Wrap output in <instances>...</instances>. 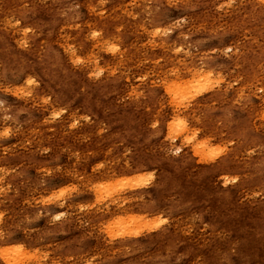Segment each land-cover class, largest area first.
<instances>
[{"label": "rangeland", "instance_id": "obj_1", "mask_svg": "<svg viewBox=\"0 0 264 264\" xmlns=\"http://www.w3.org/2000/svg\"><path fill=\"white\" fill-rule=\"evenodd\" d=\"M0 264H264V0H0Z\"/></svg>", "mask_w": 264, "mask_h": 264}, {"label": "bare ground", "instance_id": "obj_2", "mask_svg": "<svg viewBox=\"0 0 264 264\" xmlns=\"http://www.w3.org/2000/svg\"><path fill=\"white\" fill-rule=\"evenodd\" d=\"M195 76H197V74H196ZM172 86H173V84H172ZM172 86H171V87H172ZM207 88H208V87H207ZM189 92H190V91H189ZM176 94H177V93H176ZM176 94H175V95H176ZM174 101H175V100H174ZM180 104H181V103H180ZM177 117H178V116H177ZM171 118H172V117H171ZM171 120H172V119H171ZM175 120H176V119H175ZM173 121H174V119H173ZM173 121H172V122H173ZM172 129H173V128H172ZM182 139H183V138H182ZM171 149H172V147H171ZM175 150H176V149H175ZM198 154H199V153H198ZM166 156H167V155H166Z\"/></svg>", "mask_w": 264, "mask_h": 264}]
</instances>
